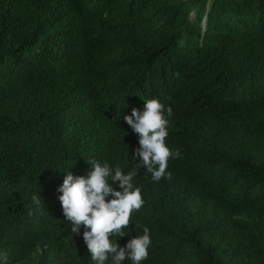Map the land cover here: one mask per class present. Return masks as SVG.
<instances>
[{
    "label": "trees",
    "instance_id": "trees-1",
    "mask_svg": "<svg viewBox=\"0 0 264 264\" xmlns=\"http://www.w3.org/2000/svg\"><path fill=\"white\" fill-rule=\"evenodd\" d=\"M150 99L181 156L138 168L117 243L148 227L144 264H264V0H0V264H94L58 188L141 164L124 117Z\"/></svg>",
    "mask_w": 264,
    "mask_h": 264
},
{
    "label": "clouds",
    "instance_id": "clouds-1",
    "mask_svg": "<svg viewBox=\"0 0 264 264\" xmlns=\"http://www.w3.org/2000/svg\"><path fill=\"white\" fill-rule=\"evenodd\" d=\"M172 115V107H166L158 99L145 101L143 112L134 108L124 120L139 138L135 155L141 164L125 174L119 166L113 168L107 161L92 160L88 162L93 168L87 177L69 173L58 188L62 193L59 201L63 215L70 222L71 233L79 234L81 227L85 229L83 240L94 264L109 261L110 264H124L126 259L130 264H144L149 259L152 239L148 227H143V234L136 235L123 247L117 240L129 234L134 225L133 216L145 206L141 189L133 184L138 168H146L157 183L171 179V173L167 171L169 162L181 156L166 143ZM117 182L121 191L113 186ZM32 200L38 205L41 203L35 194ZM140 227L135 224L136 229Z\"/></svg>",
    "mask_w": 264,
    "mask_h": 264
}]
</instances>
